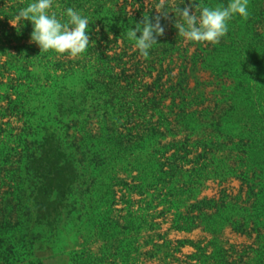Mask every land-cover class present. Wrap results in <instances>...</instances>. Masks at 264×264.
Here are the masks:
<instances>
[{"label":"rangeland","instance_id":"obj_1","mask_svg":"<svg viewBox=\"0 0 264 264\" xmlns=\"http://www.w3.org/2000/svg\"><path fill=\"white\" fill-rule=\"evenodd\" d=\"M21 1L2 2L11 6ZM112 1L117 2L115 14L108 10V2L102 15L108 23L105 30L98 25L91 43L98 49L78 57L52 51L47 66L37 62L28 66L35 82L15 80L20 65L11 54L18 53L20 44L5 43L4 33H13L12 27L23 23L13 25L14 19L7 25L0 15L4 43H0V264H114V260L133 264L132 256L137 260L134 264L195 262L187 255L196 247L187 243L174 252L176 240L201 241L215 260L264 264V247L255 242L256 233L235 231L227 221L214 218L212 226L223 242L224 257L218 243H209L216 233L202 219V211L215 216L216 209L191 207L200 200L218 199L225 190L238 194L242 181L231 167L238 174L250 166L258 174L263 172L264 156L246 146L253 142L249 122L219 117L217 110L238 95L241 84L248 86L249 75L256 76L259 64H264V0H248V18L232 19L228 32L215 45L184 41L174 26L178 17L170 12L161 19L165 32L147 59L133 42L126 43L123 37L115 41V34L107 29L128 23L135 27L131 18L142 22L147 13L150 18L160 15L152 8L156 0ZM198 2L202 0H193ZM227 3L217 0L214 5ZM233 30L235 39L252 53L237 54L238 44L231 41ZM21 43L34 42L28 33ZM126 46L124 64L120 54ZM250 58L252 66L246 64ZM19 90L27 92L21 95L25 106L17 102ZM183 94L187 100L198 96V104L185 116L170 113L174 98L180 101ZM69 101L84 111L65 112L59 104ZM155 106L167 119L160 118ZM129 129L155 135L139 147L127 141ZM211 136L221 144L211 143L205 149L195 143ZM188 138L193 153L178 160L169 145ZM163 172L172 174L165 187ZM85 180L91 182L89 188ZM263 190L264 180H260L256 196L244 205L263 203ZM246 191L247 187L245 200ZM192 210L198 218H190ZM106 217L112 221L94 222ZM185 217H189L185 223L189 229L176 228ZM13 230L17 235L12 236ZM113 231L118 232L117 238ZM165 240L174 241L171 248L160 246Z\"/></svg>","mask_w":264,"mask_h":264},{"label":"trees","instance_id":"obj_2","mask_svg":"<svg viewBox=\"0 0 264 264\" xmlns=\"http://www.w3.org/2000/svg\"><path fill=\"white\" fill-rule=\"evenodd\" d=\"M2 1L3 0H0V3L3 4V7L0 8V15L5 18L7 25L11 20L15 19V13L20 8L25 7L29 2H31V0H23L19 2L18 4H13L9 6V5H5V2H2ZM108 2L110 3V7L108 10L113 12V14H115L114 6L117 2H113L112 0H54V7L58 11H63L67 7H72L76 9L77 11H80L82 14L87 15L90 18L89 27L87 29L89 33L90 44H89L87 51L91 53L98 49V47H95L93 44L91 45V43L96 39L95 36L99 32L98 25L101 24L103 27L107 25L108 23L106 22L107 21L106 18L102 17L104 9H105V5ZM216 2L217 0H202L201 3L202 5L207 4V6H215L214 4H216ZM124 8H126V5L121 7V10ZM124 11H126V9ZM136 19L137 17L131 18V20L133 21H135ZM116 20L117 19H113L114 22ZM0 22L2 21L0 20ZM128 24L118 25V26L115 25L113 28L107 29V32L115 34V41H118L120 37H123L126 43L132 42L127 39L126 32L129 27L134 28V26H132V24L130 25ZM12 28L14 29V32L10 33V31H7L4 33V37L6 38L5 43H11L13 40H15L19 42L20 44L17 46L18 53L14 55L11 54V56L14 57L20 65V68H17V70H19L18 78L15 80H17V82H26V81L35 82L37 78L34 77V74H31L28 71L27 69L28 66L35 62H37L38 64H41L42 66H47L49 63V56L52 55L51 54L52 51L51 50L48 52L41 51L40 47L36 46L37 44L35 42L32 44H22L21 43L22 40L28 37V33L30 34L32 31V25L30 21L24 20L22 26L12 27ZM104 28L105 27H103V30H105ZM234 31L235 30L231 32V38H232L231 41L233 45L238 44L237 54H241L243 50L245 51L246 49H244L243 44L240 43V39L239 40L235 39L234 37L235 34H233ZM137 35L139 36L140 33L138 32ZM259 39H262V38L260 37ZM0 43L4 44L2 42L1 37H0ZM128 49L129 48L126 46L124 48V52L120 54V59L122 63L124 64L126 62L123 61V58L127 54ZM232 49L236 50V47H233ZM27 51H31V54H28ZM245 52L252 53L251 49L246 50ZM254 54H256V52H254ZM27 57H30V58H27ZM106 57L108 58L109 56H106ZM246 64L249 66H252L251 58L246 61ZM258 68H259V72L257 71L258 73L256 76L252 74L249 75L252 82H248V86H244V84H241V86L238 87V92H239L238 95L233 96L229 104L226 107L222 108L219 104H216V106L219 105L218 110H217V112L219 111V117L233 116L235 119L249 122L248 124H250V126H248L247 130L249 132V135H252L253 142L246 144V146H249L250 149L253 148V149L258 150L262 154V156H264V81L262 80L264 78V64H261V65L259 64ZM113 73H114V67H111V74ZM184 74H186V72H184ZM243 79L244 81H246V78H243ZM109 81L111 82L112 80L110 79L108 80V82ZM18 86L27 87L24 84H19ZM16 89L17 88H15V91H17ZM182 90H184V87L182 88ZM25 91L26 90H19L17 92V95L19 96V99H18L19 101L17 100V102L21 106L26 105L25 103H23V98L25 97L27 93ZM21 95L22 96L24 95V97H21ZM177 99L178 98H174L171 104L172 107H171L170 113L178 114L179 116L187 115L191 107L194 106L195 104H198L197 100H199L198 96L195 99L192 98L191 100H187L188 98L184 94L180 96V101ZM71 101L66 102L65 104L60 103L59 105L64 107V111L67 113L74 112L75 109H76V112L84 111L83 108H79V104H76L75 106V104ZM155 107L157 108V106ZM219 107L221 108L219 109ZM175 109H179V112L175 113ZM156 112L158 113L160 118L167 119L165 118V115L163 114L161 108H157ZM170 115L171 114H169V116ZM129 121H132L131 118L129 119ZM132 129H129V133H128L129 135L127 136V141H129L132 144H135V142H137L136 145L139 147H141L142 141L146 143L147 140L153 138L155 135V134H144V133L134 132ZM212 138L213 136H211L209 139L207 138L203 141L195 142V143L202 145L203 148L205 149H207V147L210 146L211 143L219 144V145L221 144V141L213 140L214 138L213 139ZM115 144H117V142ZM149 144H151V142H149ZM191 145L192 144H190V138H188L186 142H183V143L174 142L170 144L169 147L175 149L174 156H176L178 160H181L184 157H186L188 154L193 153L192 149L188 148ZM77 151L79 152L80 150H77ZM180 152H185L184 156H180ZM84 155L85 153H81L82 159L88 160L89 156L84 157ZM230 171L231 173H233V175L239 177L242 181V188L238 194L231 195L225 190L222 193V196L218 199L217 198L208 199V200L204 199V200L198 201L197 203H193L191 205L192 209H202L201 206H204L206 208L208 207V208L216 209L215 216H213L212 214H205L203 211H202L203 216L202 215L201 216H202L203 221L205 222V225H206L205 227L209 229L210 231H212V233H216V237L214 238V240L209 241V243H214V244L218 243L220 253H222L224 257H226V255H224L226 251L224 247L222 246L223 242H221L222 240H219V238L217 237L219 236V234L217 233L218 232L217 228H214L212 226V224L217 222L218 219L227 221V223H229L235 231L245 233L248 235H253L254 233H256L255 242H258L257 244H259L261 248L264 247V202L263 203L252 202L248 206L244 205V204L249 203L253 196H256V188L258 184L260 183V180H264V169L261 174H258L257 169L252 166H250L247 169H243L240 172V174H238L237 168H234V167H231ZM168 173L166 172L164 173L165 176L163 180L161 181V183H163V187L166 186V183L168 182L167 181L168 178L172 176L171 173L169 174ZM86 175L87 174H85V176ZM257 180H259V183L257 182ZM85 181L86 182H84V184H86V188H89V186H91L90 184L91 182H89V180H85ZM92 185H94V182ZM245 187H247L246 192L248 194V199L246 200L244 198L245 196L243 193L245 190ZM93 189L95 188H90L89 191H93ZM193 211L195 210H192V216L190 218L191 219L198 218L199 215H194ZM97 215H99V213ZM214 218H216L215 222L213 221ZM184 219H185L184 223L177 222L175 224L176 228L189 229L187 224H185L187 223L189 217H185ZM107 220L112 221L109 217L108 218L106 217V218H96L94 219V222H100V221L109 222ZM7 231L9 230L6 229L5 233H8ZM112 234L115 236L114 238H117L116 236L119 235L117 231H113ZM13 235H17V232L15 230L12 231V236ZM126 238L127 237L125 236L124 239ZM173 242L174 241H171V240H165V243L160 244V246L171 248V243ZM175 242L177 243L176 246L172 247V250L174 252H179L181 248L187 243H191L194 247H196L197 249L196 252L187 255L188 258L195 260V262H188L189 264H230L228 263L226 258L225 260L220 259L221 260L220 261L219 259L218 260L214 259L216 257L215 255H212V254L208 255L207 249H206L207 245L203 246L201 244V241L193 242L192 240H176ZM134 249L136 250L137 248H134ZM262 253L264 254V250L262 251ZM101 259L103 258L100 257V260ZM131 259H132L133 264L136 263L137 260L134 256H132ZM218 261L220 262L218 263ZM113 263L118 264L115 262V260L113 261Z\"/></svg>","mask_w":264,"mask_h":264},{"label":"clouds","instance_id":"obj_3","mask_svg":"<svg viewBox=\"0 0 264 264\" xmlns=\"http://www.w3.org/2000/svg\"><path fill=\"white\" fill-rule=\"evenodd\" d=\"M184 3L185 0H156L152 8L160 15L150 18L147 13L142 22L133 21L135 27L128 28L126 37L133 42L140 56L147 59L153 46L158 45L157 38L165 32L161 19L168 18L170 12L178 17L174 20V26L184 41L210 42L213 45L226 35L232 19H247L249 16L248 0H228L225 6H205L188 0L185 7H179ZM193 7L195 11H190ZM24 20L32 25L30 42H35L41 51L66 53L70 57L87 52L90 18L80 11L72 7L58 11L54 7V0H31L15 13L16 23L13 25Z\"/></svg>","mask_w":264,"mask_h":264}]
</instances>
